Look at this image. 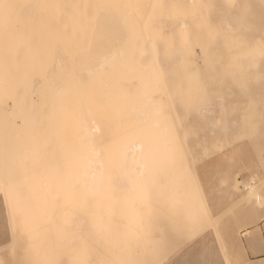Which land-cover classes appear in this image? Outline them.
I'll return each mask as SVG.
<instances>
[{
    "label": "snow or ice",
    "instance_id": "snow-or-ice-1",
    "mask_svg": "<svg viewBox=\"0 0 264 264\" xmlns=\"http://www.w3.org/2000/svg\"><path fill=\"white\" fill-rule=\"evenodd\" d=\"M21 7L14 35L0 16V72L24 48L19 79L41 98L39 120L0 156L8 227L29 241L21 264H187L176 258L208 233L221 247L225 233L252 235L264 217V0ZM254 247L228 264H254Z\"/></svg>",
    "mask_w": 264,
    "mask_h": 264
},
{
    "label": "bare ground",
    "instance_id": "bare-ground-1",
    "mask_svg": "<svg viewBox=\"0 0 264 264\" xmlns=\"http://www.w3.org/2000/svg\"><path fill=\"white\" fill-rule=\"evenodd\" d=\"M241 1V0H238ZM29 0H4V6L0 9V16L3 17V26L7 28L11 34H16L24 29V23L22 18L24 16V10L21 5L28 3ZM61 3L71 4L74 2H81V0H60ZM127 2V0H125ZM167 2V0H165ZM181 3L189 4L191 0H180ZM69 12L71 9L68 10ZM182 28L177 25L175 29V37L178 36V32H182ZM26 51L24 48L17 50L14 55L10 56L6 62L5 69L0 72V79L4 81L3 86H0V118L4 117L7 119L6 123L10 125V130L6 127L7 133L0 136V156H3L4 151L11 146L15 145L17 138L21 137L27 124L33 119L39 120V112L41 105V98L37 92L39 82H37L36 88L27 86L24 82L19 79L17 68L25 63ZM163 64V70L165 78L170 83L173 81V70L165 69ZM130 90H134L135 85H130ZM156 99H160L157 97ZM166 102H168L166 100ZM175 109L170 108V114L173 119L179 115L181 105L175 100ZM181 118V116H180ZM182 119V118H181ZM5 125V122L0 120V124ZM2 125V126H3ZM1 126V127H2ZM163 180V178H161ZM117 223L119 225H125L127 223L126 218L118 217ZM255 229V228H254ZM251 231V230H250ZM27 238V237H26ZM246 244L249 241H261V233L251 236H245ZM251 252L256 254V248H252Z\"/></svg>",
    "mask_w": 264,
    "mask_h": 264
},
{
    "label": "rangeland",
    "instance_id": "rangeland-1",
    "mask_svg": "<svg viewBox=\"0 0 264 264\" xmlns=\"http://www.w3.org/2000/svg\"><path fill=\"white\" fill-rule=\"evenodd\" d=\"M214 2L218 5L223 3V0H214ZM238 2H242L238 1ZM251 3L255 4L256 0H250ZM253 14L255 16V20L253 21L257 25L259 24V10L254 8ZM213 22H217V17L213 16ZM189 25V33L190 38H194L195 33L197 31L195 24L193 21H187ZM181 32H178V36L175 37L177 45L181 43ZM195 51L199 53V48H196ZM198 63L201 64V69L203 71L202 61L198 60ZM165 69L173 70L177 72L178 69L174 67V65L165 63ZM174 79V76H173ZM254 91H256L257 95L259 94V85L253 86ZM212 89H210V98L213 106L216 107L217 112L219 111V99L217 96L211 95ZM179 103V100H176ZM232 101H228L231 103ZM180 104V103H179ZM179 114L181 118L184 117V111L181 107L179 110ZM196 117L193 116V120ZM0 120L5 122V125L0 124V136L1 133L3 135L7 133L5 130L9 132L10 125H8V121L6 118L2 117ZM7 121V123H6ZM3 125V126H2ZM2 126V127H1ZM6 127L9 129H6ZM250 151V149H249ZM8 205L6 201V197L4 193H0V264H21V261L25 259L26 250L29 246V241L25 237L22 240L14 241L12 237V233L10 228L8 227L7 219H8ZM264 225V217L261 216L260 212L257 210L255 212L254 217L252 218L250 225L245 229L247 232H250L252 235H258L261 233ZM255 228V229H254ZM251 230V231H250ZM258 240L255 242V248L258 246ZM248 245L246 244L245 236L237 234L235 231L230 233H225L223 247L216 241L214 235L212 233H208L202 240L194 243L189 249L182 252L176 259L180 261L187 262V264H228L230 259H234V247ZM251 257L254 258V264H264V257L256 252L253 254L251 252Z\"/></svg>",
    "mask_w": 264,
    "mask_h": 264
},
{
    "label": "crops",
    "instance_id": "crops-1",
    "mask_svg": "<svg viewBox=\"0 0 264 264\" xmlns=\"http://www.w3.org/2000/svg\"><path fill=\"white\" fill-rule=\"evenodd\" d=\"M261 228H263L262 233H264V225ZM256 250H257L258 254L260 255V244H258V246H256Z\"/></svg>",
    "mask_w": 264,
    "mask_h": 264
}]
</instances>
